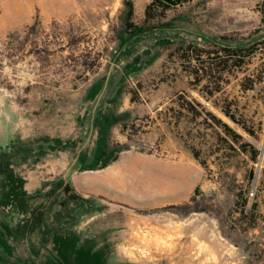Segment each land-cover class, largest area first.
Here are the masks:
<instances>
[{"label": "rangeland", "instance_id": "374dc122", "mask_svg": "<svg viewBox=\"0 0 264 264\" xmlns=\"http://www.w3.org/2000/svg\"><path fill=\"white\" fill-rule=\"evenodd\" d=\"M127 1L135 6V0H0V115L7 99L20 114L32 116H37L39 104L47 107L74 94L80 106L88 86L106 76L115 51L131 56L125 60L136 63L134 72L127 74L133 78L126 80L117 102L118 108L124 109L117 114L131 111L127 128H123L128 140L124 141L120 133L110 135L109 160L164 167L166 171L151 173L156 178L143 184L171 187L184 195L187 183L188 203L171 209L181 214L212 213L222 221L226 234L241 242L243 236L235 229L243 231L241 224L246 213L252 205L257 207L255 200L264 190V33L260 34L264 0L246 1L261 16V27L249 35L214 36L213 31L218 19L214 1L231 6L226 11L239 15L241 8H235L245 4L244 0H233L229 5H223V0H185L161 14L165 27L134 38L126 34L123 24ZM144 17L145 11L139 14L134 10L136 24ZM181 45L184 50L179 51ZM187 45L193 48L182 61L180 56L187 53ZM221 47L254 48L255 54L238 67L229 62L226 72L218 73L214 65V74L207 76L202 67L220 62L217 52H223ZM194 49L204 51L199 59L192 57ZM153 52L173 56L170 59L162 54L153 66L140 70L137 59ZM142 59L147 61V57ZM128 99L132 100V107L126 105ZM218 103L230 106L239 123L252 135L229 122L241 137L234 140L218 122L227 121L214 109ZM120 118L126 120L127 116ZM3 128L0 123V148L11 140ZM242 143L250 144L249 151L258 152L257 160L263 159L262 168L255 167L250 152L236 151ZM181 145L189 150L188 160L177 151ZM124 147L127 151L118 154ZM220 149H225L223 154ZM220 158H229V164ZM253 189L254 196H250ZM47 191L49 199L41 198L36 203L42 202L45 209L51 210V226L56 218L53 216L64 213L62 204H66L75 208V218L70 213L66 216L74 219V231L82 240H91L106 253H116L118 231L130 222L123 212L117 211V206L98 197L97 204L68 201L64 185H54ZM190 203L192 210L187 208ZM22 219L23 216H13L9 209H0V220L4 222L16 225ZM137 238L146 245L151 241L148 233ZM171 242V237L157 239L161 245ZM128 250L131 257H140L135 248ZM142 256L149 255L144 252ZM14 257L26 264H46L53 254L51 245H43L35 234L16 247ZM0 264L15 263L12 257Z\"/></svg>", "mask_w": 264, "mask_h": 264}, {"label": "crops", "instance_id": "0c3cea01", "mask_svg": "<svg viewBox=\"0 0 264 264\" xmlns=\"http://www.w3.org/2000/svg\"><path fill=\"white\" fill-rule=\"evenodd\" d=\"M232 1L223 0V5H229ZM246 1L245 4L236 5V10L241 8L239 15L226 11L231 6H222L214 1V12L218 14V19L216 17L214 21V36L234 33L249 35L261 27L259 12L254 13L251 2L247 4ZM148 3L149 0H135L134 10L143 14ZM263 33L264 26L260 34ZM198 40L202 41L203 38ZM162 54L172 59V53L140 55L137 59L140 70L153 66ZM111 56L113 62L106 76L100 82L88 86L80 106L74 94L64 100L54 101L47 107L39 104L35 111L37 116H32L20 114L7 103L8 99L5 100L7 105L4 104L0 115L5 136L11 139L10 142L18 138L36 143V158L29 159L17 169V173L26 181L27 192H44L52 183L61 181L72 186L85 198L96 200L95 197H98L117 206V211L123 212L124 218L130 222L118 231L117 251L109 255L107 264H264V190L255 200L258 205L253 212V220H244L241 224L243 231L239 228L237 230V227L235 229L243 236L244 240L240 242L226 234L222 221L212 213L193 211L181 214L171 209L188 203L187 183L184 195L171 187H162L156 183L152 186L143 184L148 183L149 178H156L151 173L161 169L166 171L164 167L114 163L115 160H109L110 135L113 132L120 133L124 141L128 140L124 129L131 119V111L117 114L124 110L118 108L120 103L117 102L126 80L133 78V75L127 74L134 72L136 64L125 60L131 56H123L119 50ZM142 56L147 57V61H142ZM126 105L132 107V100H126ZM223 107L225 105L221 103L214 105L219 116L227 120L224 123L221 121L222 124L234 131L229 122L234 123L251 134L248 128L239 123L231 107L230 111L237 122L224 114ZM121 115L127 116V119L119 118ZM109 116L117 118L110 122ZM163 122L167 125L166 118ZM124 148L118 154L127 151ZM235 149L232 148L233 151ZM224 150L219 151L223 154ZM177 151L188 160L190 154L187 148L181 145ZM220 159L228 164L230 162L229 158ZM262 160L254 161L256 168L263 167ZM146 233L151 238L149 245L137 238ZM169 237L172 238L171 243L157 244L158 238ZM130 248H135L140 257H131ZM144 252L149 256H142Z\"/></svg>", "mask_w": 264, "mask_h": 264}, {"label": "trees", "instance_id": "16d2710c", "mask_svg": "<svg viewBox=\"0 0 264 264\" xmlns=\"http://www.w3.org/2000/svg\"><path fill=\"white\" fill-rule=\"evenodd\" d=\"M184 2L185 0H151L145 9L144 19L140 24H136L133 20L134 4L132 1H127L125 3L126 12L123 21L126 34L130 38H134L146 32H152L165 27L167 23L165 25L161 23V14ZM171 44L169 42V45ZM189 48H193L192 45H187V53H183L180 58L185 59L187 56H190ZM253 49L221 47L220 50L224 53L217 52L220 62L218 64H208L207 67L209 68L202 67L204 68L203 71L207 76H211L214 65L217 67L215 71L218 73L226 72L229 62H231V66L233 67L241 66L247 58L249 59L254 56L255 51ZM178 50H184L182 45L179 46ZM202 52H204L202 49H194L191 55L194 59H199ZM195 73L198 74V71H195ZM222 111L231 120L237 122L235 115L230 111V106L223 107ZM116 118L109 116V121L113 122ZM218 122L222 124L221 121ZM222 125L234 140L235 138H241L228 125ZM35 144L33 141H23L16 138L7 146L0 148V209H9L13 216H23L24 218L16 225H11L9 222L0 220V261H7L8 258L13 257L15 264H26L25 260H19L14 257L16 247L28 239L29 236L38 234L41 237L43 245H51L53 257L46 264H107L111 252L106 253L103 248H97L91 243V240H82L77 232L74 231L72 223L74 219L66 216V214L70 213L71 216H74L72 218H75V208H68L66 204H62L65 212H57L53 216V219L56 218L51 226L49 223L51 210L49 208V210L45 209L46 206L42 202L36 203L41 198L44 200L49 199L50 194L47 191L48 189L46 190L47 192L44 191L37 194H29L27 192L25 188L26 181L17 173V169L29 159L36 158ZM249 147L250 144L242 143L240 151L247 152L248 154L250 152L251 160L256 161L258 152L256 150L249 151ZM193 154L196 158L199 157L198 153L193 152ZM54 185H64V193L68 196V201L75 200L88 203L93 201L92 203L97 204L93 199H85L69 184H64L61 181L54 182L50 185V188ZM187 208L192 210L191 203L187 205ZM255 210L256 207L252 205L245 219L250 218V221H252V215ZM61 215L64 218L61 219L63 217Z\"/></svg>", "mask_w": 264, "mask_h": 264}, {"label": "built area", "instance_id": "2783aa9c", "mask_svg": "<svg viewBox=\"0 0 264 264\" xmlns=\"http://www.w3.org/2000/svg\"><path fill=\"white\" fill-rule=\"evenodd\" d=\"M250 196H254V189L253 190H251V192H250V194H249Z\"/></svg>", "mask_w": 264, "mask_h": 264}]
</instances>
